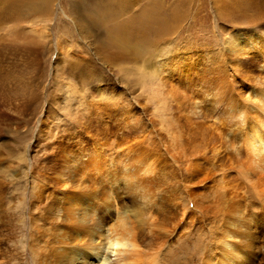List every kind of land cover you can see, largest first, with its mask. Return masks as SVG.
<instances>
[{
    "label": "rangeland",
    "instance_id": "1",
    "mask_svg": "<svg viewBox=\"0 0 264 264\" xmlns=\"http://www.w3.org/2000/svg\"><path fill=\"white\" fill-rule=\"evenodd\" d=\"M77 1L0 17V264H69L68 233L80 231L86 256L74 264L105 254L109 232L138 247L108 252L105 264H264V157L253 161L244 144L253 126L264 133V62L231 50L247 33L264 39V22H233L224 0H131L134 17L162 7L177 22L119 57L105 50L117 46L112 31L86 30L97 0ZM102 1L112 14L122 3ZM75 215L91 223L72 226Z\"/></svg>",
    "mask_w": 264,
    "mask_h": 264
},
{
    "label": "bare ground",
    "instance_id": "2",
    "mask_svg": "<svg viewBox=\"0 0 264 264\" xmlns=\"http://www.w3.org/2000/svg\"><path fill=\"white\" fill-rule=\"evenodd\" d=\"M85 0H78L76 3H80V2H84ZM220 0H217V2H219ZM75 2L73 4H76ZM222 3V2H221ZM219 2V4H221ZM216 4V3H215ZM83 5H85V3H81L80 5L76 4V9L78 12H82V7ZM55 6H58L57 0H0V17H3V13L5 18L7 19L9 16H13L15 17V19H18L19 17L23 16V15H36L38 13H47L50 10H52ZM152 6V5H151ZM215 6V5H214ZM217 6H219L217 4ZM222 7L219 6V8L222 10V14H226L229 13L230 15H232V19L233 22H238V23H244V24H250V23H259V22H264V0H224L222 3ZM241 6L240 10L234 13H230L237 7ZM93 10V16L91 17V23L93 26H89L86 30L88 33H92V28L95 27H100L105 29L106 34L109 36V31H112V35L115 38V44L117 46L114 45V42L110 44V47H106V51L110 52V51H114V54L116 56L119 57H127V51H131L132 50H137L140 46L141 43H138V45L136 46L135 40L141 38L144 42V48L147 47L149 48V46H151L153 43L158 42L159 40H162L164 37L162 38H149L147 30H151L152 32H154L157 35H162L165 33H161L165 30V28L167 27V25H169L170 23H175L177 22V19H174L175 17L177 18L176 14H174V17L172 15H168L165 16L164 14V9L162 7H159L161 11H163V13H161L159 10H157L156 8L153 9L149 6H146L143 10L138 11V15L137 17L132 16L133 12L132 10L134 9V6L131 2V0H122L121 6L118 10L113 11V14L110 11H106V9L103 6V1L102 0H97L93 5L90 6ZM218 8V7H217ZM216 8V9H217ZM228 9V10H227ZM238 9V8H237ZM231 10V11H230ZM236 10V9H235ZM234 10V11H235ZM181 11V10H180ZM77 12V13H78ZM126 12H132L129 16L124 15L123 16V20H118L114 18V16H121L122 14L126 13ZM167 12V10H166ZM165 12V13H166ZM228 14V15H229ZM7 15H9L8 17H6ZM114 15V16H113ZM182 15V14H181ZM229 15V17L231 18V16ZM18 16V17H17ZM180 17V15H178ZM186 16V14H185ZM227 16V15H226ZM9 17V18H11ZM184 17V16H183ZM182 17V18H183ZM228 17V16H227ZM4 18V19H5ZM8 18V19H9ZM138 18V19H137ZM7 19V20H8ZM13 19V18H12ZM103 19L108 23V27L103 25ZM2 20V18H1ZM11 20V19H10ZM21 20V18L19 19ZM231 20V19H230ZM50 21V20H49ZM75 21V20H73ZM183 21V20H182ZM3 22V21H2ZM17 22V20H16ZM38 22V21H37ZM40 22V21H39ZM7 23V22H6ZM76 25H78V21L75 22ZM181 23V22H180ZM17 24V23H16ZM232 24V23H231ZM8 25V24H7ZM87 25H90V22L87 23ZM136 25H140L143 27H146L144 30L140 29L139 27H137ZM104 32V33H105ZM260 33V32H259ZM100 33H98L99 35ZM257 32H251V33H247L245 34L246 38L240 41L239 37H236L235 42L236 45L231 47V50L233 52H237L240 55L244 56V55H248L249 58H247L248 60H250L251 62L254 63H258V62H264V39H262L261 37L259 38L258 36H256ZM95 35V34H94ZM98 38L102 39L101 36ZM85 38H89V35H86ZM134 40V42H131V40ZM106 40V39H105ZM141 40V41H142ZM156 40V41H155ZM137 41V40H136ZM102 42H104L102 40ZM107 42V41H106ZM109 43V42H108ZM132 43V46H130ZM145 48V49H147ZM110 49V50H109ZM252 50L254 51H259V52H254L252 53ZM12 51V50H11ZM14 51V50H13ZM143 51V50H142ZM230 51V50H229ZM231 51V52H232ZM7 52V51H6ZM136 52V51H135ZM139 52V51H138ZM130 54V53H129ZM238 55V54H237ZM34 61L32 63L38 65L40 62V55H34ZM136 56V55H135ZM236 56V55H234ZM240 58V57H239ZM238 58V59H239ZM246 58V57H245ZM33 59V58H32ZM243 59V57H242ZM246 59V60H247ZM234 60V59H233ZM245 60V59H244ZM246 63H248L247 61H245ZM224 63V62H223ZM221 64V63H220ZM33 67L36 68V66L34 65ZM38 67V66H37ZM12 70V69H11ZM37 70V68H36ZM36 70H29L31 71V73L33 71ZM2 71V70H1ZM9 71V70H8ZM38 71V70H37ZM36 71V72H37ZM7 72V71H6ZM11 72V71H10ZM13 72V71H12ZM18 72H20L18 70ZM30 73V72H29ZM30 73V74H31ZM8 74V73H7ZM17 75V74H16ZM20 75V73H19ZM15 76V75H14ZM21 76V75H20ZM39 77V76H38ZM12 78V77H11ZM29 78V77H28ZM1 79V77H0ZM14 79V78H13ZM26 79V78H25ZM39 79V78H38ZM8 80V79H6ZM12 80V79H11ZM16 81V80H15ZM19 81V80H18ZM23 81V80H22ZM28 81V80H27ZM29 82V81H28ZM3 83V82H2ZM18 83V82H17ZM25 83V82H23ZM27 83V82H26ZM8 84V83H7ZM29 84V83H28ZM32 84L34 85L35 83H33L32 80ZM3 85V84H2ZM30 85V84H29ZM28 85V86H29ZM14 85L12 84V87ZM42 86V85H41ZM3 87V86H2ZM11 87V86H8ZM19 87V86H18ZM31 87V86H30ZM20 88V87H19ZM22 90L26 91V85L21 86ZM20 88V89H21ZM38 94V93H37ZM39 95V94H38ZM34 96V95H31ZM37 96V95H36ZM12 98V97H11ZM35 98H33L34 100ZM11 100V99H10ZM15 100V98H14ZM4 101V100H3ZM16 101V100H15ZM24 101V100H23ZM28 102V101H26ZM243 102V101H242ZM24 104L25 101H24ZM243 104L245 105V103L243 102ZM27 105V104H26ZM23 106V105H22ZM25 106V105H24ZM49 108V107H48ZM17 110V109H16ZM10 111V110H9ZM20 111V110H19ZM12 118V117H11ZM154 122V121H153ZM154 124V123H153ZM255 134V138L252 137V140L249 142L247 141V138L250 135H254ZM244 144L246 146V150L248 152V155L250 158H252L253 161H255L256 159H258L259 157L263 156L264 157V133L262 132V130L260 128H258L257 126H253V132L249 133L248 135L244 136ZM96 147V146H95ZM102 149V148H101ZM217 149V148H216ZM215 149V150H216ZM102 150H97V148L94 149L93 153V159H94V167L99 166V161H101V159L103 158V153L101 152ZM234 155H232L233 157ZM215 157V156H214ZM213 157V158H214ZM237 157L235 156V159ZM90 159V158H89ZM240 159V158H238ZM236 159V160H238ZM226 160V158H225ZM105 161V160H104ZM205 161V160H204ZM232 159H230V161L228 160V163L231 162ZM214 162V161H213ZM220 162V161H218ZM232 163V162H231ZM230 163V164H231ZM92 164V163H91ZM145 165L144 169L141 170L143 173H150L153 170V163H146L143 162L142 165ZM140 165V167L142 166ZM218 166V165H217ZM230 166V165H228ZM88 167V166H87ZM216 167V166H215ZM213 168V167H212ZM65 169V168H64ZM79 171V170H78ZM77 171V172H78ZM189 171V170H187ZM192 171V170H191ZM190 171V172H191ZM220 171V170H219ZM85 172V171H84ZM141 172V173H142ZM189 174H193V171ZM43 173V172H42ZM188 173V172H187ZM242 173V172H241ZM83 175V174H82ZM81 176V175H80ZM189 176V175H188ZM198 176V175H197ZM78 177V176H77ZM201 177V176H200ZM199 177V179H200ZM82 178V176H81ZM190 178V177H189ZM194 178V177H193ZM198 178V177H196ZM69 179V178H68ZM53 180V179H52ZM82 180V179H81ZM194 179H190L188 181H193ZM60 181H62L63 183H66L65 179L62 178L59 179V183ZM65 181V182H64ZM85 181V180H84ZM61 182V183H62ZM81 182V181H80ZM200 182V181H199ZM55 183V182H54ZM195 183V180L192 182ZM224 183V182H223ZM69 184V183H68ZM226 184V183H225ZM62 185V184H61ZM63 187V186H62ZM85 188V187H84ZM74 190V189H73ZM77 190V189H76ZM190 190V189H188ZM90 192V191H89ZM65 193V191H64ZM254 193V192H251ZM94 194V193H93ZM189 194V193H188ZM51 195V194H50ZM189 195H186V198H189ZM62 197V196H61ZM60 197V198H61ZM65 197V196H64ZM51 198V197H50ZM89 198V197H88ZM259 198H264L263 195H260ZM75 201L77 200V196L74 197ZM192 199V198H191ZM258 200V199H257ZM48 201V200H47ZM62 201V200H61ZM71 201V200H70ZM185 201V199H184ZM191 201V200H189ZM79 203V202H77ZM76 206H78L77 204H74ZM100 205V204H99ZM91 206V205H90ZM71 207V206H70ZM81 207V206H80ZM79 207V208H80ZM263 207V206H262ZM72 208V207H71ZM89 208V207H88ZM93 208V207H92ZM108 208V207H107ZM188 208V204H183L180 207L177 208L178 212V218L179 221L183 220L184 215L187 211ZM73 209V208H72ZM91 209V207H90ZM95 209V208H94ZM97 209V208H96ZM263 209V208H262ZM67 210V209H66ZM80 210L85 211L86 208L81 207ZM58 211V210H56ZM74 211V210H73ZM98 211H94L92 212L91 215H98ZM264 211V210H263ZM75 213V212H74ZM188 213V212H187ZM63 214V213H62ZM102 214V213H101ZM129 214V213H128ZM68 215V212H67ZM72 215V214H71ZM74 215V214H73ZM86 215V214H85ZM65 217V216H64ZM68 217V216H67ZM74 217V223H72V226H76L77 224L81 225L80 223H86L88 224L89 222L91 223V219L85 218L83 215H79V216H73ZM118 217V221L117 223L121 224L123 221L122 217L117 214ZM125 217V216H124ZM174 218V217H173ZM71 219V217H70ZM98 221L95 222V224L98 226V228L100 227V222H102V218L100 216H98ZM124 219V218H123ZM128 219V218H127ZM107 220H104L103 222H106ZM185 221V220H183ZM125 222V220H124ZM182 222V221H181ZM126 223V222H125ZM234 223V222H233ZM118 225V224H117ZM123 225V224H122ZM84 226V225H83ZM187 227V226H186ZM229 227V226H228ZM64 228V227H63ZM74 230L72 233L74 234V232L77 230L76 227H72ZM183 229V228H182ZM228 229V228H227ZM85 233L87 234V232L85 231ZM246 233V232H245ZM41 234V233H40ZM84 234L81 233V231L76 235V236H72L68 233V239L69 241L66 242L68 245V247H66V250H68V263H73L79 259H84L86 254L83 252L82 248H84V243L86 241V237L87 235L83 236ZM50 236V234H49ZM61 236V235H60ZM62 237V236H61ZM72 237V238H71ZM55 238V237H54ZM58 238V237H57ZM64 238V237H63ZM234 238V237H233ZM53 239V238H52ZM55 240V239H54ZM56 241V240H55ZM52 242H54L52 240ZM57 242L59 243V241L57 240ZM75 242V243H74ZM61 243V242H60ZM59 243V244H60ZM44 244V243H42ZM56 244V243H55ZM237 244V243H236ZM45 246V245H44ZM54 246V244H53ZM102 246V245H101ZM127 246H131L132 248H137L138 245L136 243L135 240H130L129 237H124L122 235L119 234H115V233H108V235L105 238L104 241V246L102 247L103 252L105 254H100L98 251L94 252L93 250H91L89 252L92 264H95V259L98 261H101L100 264H105L107 261V254L108 252H118L120 251V247H127ZM225 246H227L226 250L229 249H234V247L232 248V245L230 243H225ZM51 247V246H50ZM61 247V245H58V248ZM64 247V245L62 246V248ZM57 248V249H58ZM101 248V247H100ZM99 248V249H100ZM56 251V249H54ZM225 251V250H224ZM234 251V250H233ZM102 252V251H101ZM228 252V251H227ZM59 253V252H58ZM63 253V252H62ZM66 253V252H65ZM64 254V253H63ZM230 254V252H229ZM54 255V254H53ZM65 255V254H64ZM44 257V256H43ZM61 258V257H60ZM64 258V257H63ZM66 259V258H65ZM93 259V260H92ZM52 260V259H51ZM55 260V259H54ZM53 260V261H54ZM61 261V260H60ZM57 262V260H56ZM63 262V261H62ZM58 264V263H57ZM61 264V263H60Z\"/></svg>",
    "mask_w": 264,
    "mask_h": 264
}]
</instances>
